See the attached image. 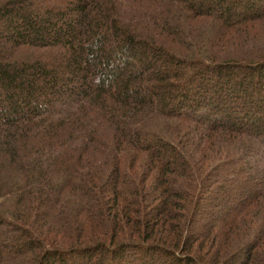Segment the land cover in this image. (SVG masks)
I'll use <instances>...</instances> for the list:
<instances>
[{"label": "trees", "instance_id": "trees-1", "mask_svg": "<svg viewBox=\"0 0 264 264\" xmlns=\"http://www.w3.org/2000/svg\"><path fill=\"white\" fill-rule=\"evenodd\" d=\"M220 1L0 0V264H264V0Z\"/></svg>", "mask_w": 264, "mask_h": 264}, {"label": "rangeland", "instance_id": "rangeland-1", "mask_svg": "<svg viewBox=\"0 0 264 264\" xmlns=\"http://www.w3.org/2000/svg\"><path fill=\"white\" fill-rule=\"evenodd\" d=\"M231 1H232V0L229 1V4H230ZM238 1H239V2H238ZM243 1H245V0H237V4H238V6H239L240 4H242ZM213 3L215 4V2H213ZM219 5H221V6H222V5H223V6L228 5L227 0H224V1L221 0V1L219 2ZM235 5H236V4H235ZM238 9H240V8H238ZM260 147H262V146H260ZM260 150L264 151V148H260ZM262 159H263V163H262V164L259 163L260 166H264V152H263V154H262ZM130 255H133V252H132V253L130 252ZM155 257L159 259L157 264H170L169 258H167L166 256H163V255H156Z\"/></svg>", "mask_w": 264, "mask_h": 264}]
</instances>
